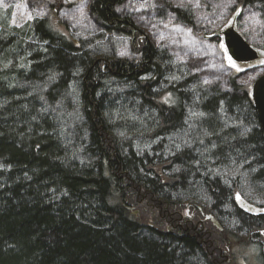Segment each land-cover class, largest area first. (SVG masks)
Segmentation results:
<instances>
[{
	"label": "trees",
	"instance_id": "obj_1",
	"mask_svg": "<svg viewBox=\"0 0 264 264\" xmlns=\"http://www.w3.org/2000/svg\"><path fill=\"white\" fill-rule=\"evenodd\" d=\"M126 1L91 0L89 15L137 59L46 20L29 47L24 31L0 39V264H229L248 247L264 264V213L235 198L264 210L252 95L236 77L205 85L119 13ZM237 1L258 12L245 40L264 52V0ZM169 11L195 26L190 10ZM15 60L22 69L4 68Z\"/></svg>",
	"mask_w": 264,
	"mask_h": 264
},
{
	"label": "rangeland",
	"instance_id": "obj_2",
	"mask_svg": "<svg viewBox=\"0 0 264 264\" xmlns=\"http://www.w3.org/2000/svg\"><path fill=\"white\" fill-rule=\"evenodd\" d=\"M90 1L0 0V39L8 40L10 36H16L22 40L25 36L21 32L24 31L27 34L26 45L29 47L35 44L34 38H28L29 28L36 21L46 20L76 45L87 44L96 52H106L114 47L120 57L137 59V55L131 51L130 38L104 34L100 24L89 15ZM171 5L190 10L194 14L195 26L176 19L169 11ZM118 11L130 17L151 44L170 51L179 63L194 70L205 85L226 88L228 80L236 77L252 95L255 82L264 75V52L248 40L258 51L256 61L237 63L232 58L231 61L228 59L231 56L223 36L227 29L234 28L247 39L256 38L255 33H259L260 28L256 9H242L237 0H127ZM3 22H7L9 27L2 26ZM232 61L236 67H232ZM14 65L20 69L24 66L15 60L4 68L9 69ZM43 90L46 91V87ZM56 110L61 109L57 107ZM235 198L247 212L264 213L261 207L250 205L240 195L236 194ZM184 218H190L189 214L185 213ZM204 221V227L207 223L216 226L211 217H205ZM261 234L264 238V231ZM230 254L229 264H257L253 247L235 249Z\"/></svg>",
	"mask_w": 264,
	"mask_h": 264
},
{
	"label": "water",
	"instance_id": "obj_3",
	"mask_svg": "<svg viewBox=\"0 0 264 264\" xmlns=\"http://www.w3.org/2000/svg\"><path fill=\"white\" fill-rule=\"evenodd\" d=\"M223 36L226 49L235 62L250 63L258 59V51L252 47L234 28L227 29L223 33ZM252 99L264 132V75L255 82L253 86Z\"/></svg>",
	"mask_w": 264,
	"mask_h": 264
},
{
	"label": "snow or ice",
	"instance_id": "obj_4",
	"mask_svg": "<svg viewBox=\"0 0 264 264\" xmlns=\"http://www.w3.org/2000/svg\"><path fill=\"white\" fill-rule=\"evenodd\" d=\"M121 55H123V53H121ZM228 59L231 61V57H229ZM231 63H232V67H236L234 61H232ZM170 96H171V94L169 93L168 96H165V97H164V102H165V103H168V101H169V97H170ZM177 147H179V145H177ZM237 199H239V197H237Z\"/></svg>",
	"mask_w": 264,
	"mask_h": 264
},
{
	"label": "bare ground",
	"instance_id": "obj_5",
	"mask_svg": "<svg viewBox=\"0 0 264 264\" xmlns=\"http://www.w3.org/2000/svg\"><path fill=\"white\" fill-rule=\"evenodd\" d=\"M219 39V38H218ZM218 45V44H217Z\"/></svg>",
	"mask_w": 264,
	"mask_h": 264
}]
</instances>
